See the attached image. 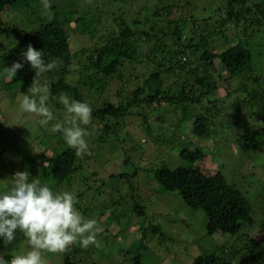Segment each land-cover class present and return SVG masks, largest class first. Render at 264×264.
<instances>
[{"label": "trees", "instance_id": "16d2710c", "mask_svg": "<svg viewBox=\"0 0 264 264\" xmlns=\"http://www.w3.org/2000/svg\"><path fill=\"white\" fill-rule=\"evenodd\" d=\"M49 3L51 7L45 10L42 0H0V52H3L0 75L4 87H18V92L24 94L29 87L43 82L49 89L48 105L58 113H65L58 99L62 93L87 102L92 107L91 122L99 124L94 129L99 139L120 128L122 122L130 125L131 117H137L139 129L151 130L153 125L155 130L159 129L157 125H161V121L156 118L151 122L144 107L152 110L167 103H187L186 114L177 124L186 123L194 137L207 139L215 130L221 132L215 128L219 114L246 105L253 123H241L239 128L244 133L236 136L234 142L245 153L264 145L261 139L264 135V70L258 72L253 66V51L259 40L264 51L261 38L256 37L258 32H264V0H49ZM8 8L34 14L36 20L31 19V25L35 28L10 23L1 15ZM99 8V17L88 20ZM103 18L107 21L103 27L106 29H101L98 36ZM75 26L83 36L80 42L74 41L77 43L72 42L71 29ZM91 37L96 40H90ZM90 41L92 46L87 48L85 45ZM29 44L43 52L46 64L55 62L52 70L37 78L35 70L21 56ZM197 54L200 57L194 60ZM15 62H23L24 67L14 78L6 79L7 68ZM35 78L36 84L33 83ZM116 79H121L125 87H119L117 92L122 95L127 91V97L119 103L106 100L94 104L92 96L107 92L108 85ZM0 87L4 89L2 84ZM218 90L220 95L216 94ZM228 90L231 91L227 93ZM238 113L236 109L234 116ZM242 117L246 119L247 115ZM237 120L240 119H234V124ZM89 125L82 127L88 130L92 127ZM163 134L159 131L158 141ZM54 136L63 139L61 133ZM6 138L0 131V141ZM2 150L4 145L0 146ZM56 151L49 150L51 155L46 156L49 173L56 184L70 182L80 166V156L68 146ZM180 156L187 165L172 168L162 163L154 168L155 181L166 192L177 191L189 207L203 210L207 234L235 236L244 224L254 225L252 205L246 195L220 171L210 174L199 166L210 157L203 147L184 148ZM130 158L127 156L125 163ZM134 210L140 215L138 218L145 217L142 204L137 203ZM110 229L112 226L105 227L96 239L104 241L103 235H109ZM159 231L158 226L145 227L140 236L144 240L148 232L152 235ZM251 238L252 241L247 238L236 243L249 250L264 243ZM5 243L0 241V253H7L2 251L1 245ZM86 251L88 247H81L77 241L58 253L64 257V264H80L83 258H88ZM236 252L222 247L196 257L192 264H233ZM12 256L7 253L5 259L10 260ZM132 262L142 264L140 255L134 256Z\"/></svg>", "mask_w": 264, "mask_h": 264}, {"label": "rangeland", "instance_id": "374dc122", "mask_svg": "<svg viewBox=\"0 0 264 264\" xmlns=\"http://www.w3.org/2000/svg\"><path fill=\"white\" fill-rule=\"evenodd\" d=\"M100 10L99 8L98 11H94L92 18L89 17L88 20L93 21L99 17ZM1 15L18 27L35 28L31 22L36 18L26 10L8 8ZM102 22L103 25L98 27V36L102 33L101 29H106L103 28L104 24H107L106 18H103ZM71 30L72 42H80L83 38L80 29L75 26ZM256 37L261 38L264 44V32H258ZM97 41L100 39L97 38ZM255 45L257 48L253 51L255 57L253 66L256 71L262 72L264 51L259 46L260 40ZM85 46L91 47L92 41ZM259 54L262 55L259 57ZM199 57L197 54L194 60ZM186 59L187 57L184 58L185 61ZM198 64H201L200 60ZM125 70L129 72L128 69ZM4 83L3 76L0 75V84L3 87ZM39 85L44 84L41 82ZM123 85L121 79H116L108 85L107 92L92 96L93 103L98 105L106 100L119 103L129 94L127 91H123L124 95L117 92ZM4 89L0 87L2 123L0 131L6 134L7 138L4 142L0 141V146L4 145V150L0 151V189L9 187L17 172L27 171L30 174V181L37 179L41 183H49L57 191H73L78 199L75 206L84 213L83 217L98 221V226L102 230L97 237L102 235L105 227L112 226L109 235H103L106 238L104 241L97 238L95 244L89 245L88 252L85 253V257L88 258H83L80 264H134L132 258L138 255L142 264H192L196 257L213 253L226 246L237 250L233 264H264V243L252 246L251 250L238 247L236 243L248 240L247 238L252 241L251 237L256 241H264V145L245 153L239 144L234 142L236 136L244 133V130L239 128L241 123L246 121L253 123L246 105L235 110L232 107L226 110L227 112L219 114L215 119L217 121L215 128L221 132L213 128L215 133L207 139L194 137L186 123L177 124L186 114L187 103H167L152 110L144 107L152 118L151 122L156 118L161 121V125H157L159 127L157 130L154 125L151 130L139 129V120L137 117L136 119L131 117L130 125L122 122L120 128L99 139L98 133L96 135L94 131L99 124L90 121L89 126L92 127H88L89 135L86 137L89 151L80 156V166L70 182L56 184L49 173L50 169L47 168L49 158L46 156L51 155L49 150L54 152L67 146L61 137L54 136L55 133L51 132L54 123L63 122L65 113L53 110V121L41 126L38 123L41 117L20 111L18 97L22 94L18 92L19 88ZM126 89L131 91L133 88ZM219 92L220 90L216 94L220 95ZM236 109L239 113L234 116ZM244 114L247 115L246 119L242 117ZM234 119L240 120L234 124ZM230 123L232 125H229ZM158 130L164 133L160 141L157 140ZM46 139L47 142H40ZM261 139H264V135ZM197 147H203L210 155L204 165L199 166H202L206 173L215 174L218 171L223 173L228 182L240 189L252 205L254 225L244 224L238 235L207 234L203 210L189 207L177 191L166 192L155 181L156 166L162 163L172 168L186 166L187 162L180 156L182 149ZM127 156L131 158L125 163ZM137 203L144 207L143 218L136 215L134 209ZM144 219L147 221L144 222ZM151 226H158L159 233L151 235V232H148V238L142 240L140 234L145 227ZM1 246L3 252L12 255L24 254L30 249L26 237L19 230L17 238L11 245L5 243ZM43 259L45 264H64V257L58 252H44Z\"/></svg>", "mask_w": 264, "mask_h": 264}, {"label": "clouds", "instance_id": "9594fccd", "mask_svg": "<svg viewBox=\"0 0 264 264\" xmlns=\"http://www.w3.org/2000/svg\"><path fill=\"white\" fill-rule=\"evenodd\" d=\"M42 2L45 10L51 7L49 0ZM21 56L35 70L36 78L55 67L54 61L46 64L43 52L31 44L22 50ZM23 67V62L13 63L7 68L5 78H14ZM58 99L65 115L62 123L52 125L51 132L61 133L66 145L74 149L77 156H82L89 151L86 141L89 132L82 125L90 123L92 107L87 102L74 100L63 93ZM48 100V86L36 84L18 97L19 109L41 117L38 123L45 126L54 119ZM29 177L27 171L17 172L11 185L0 189V241L11 245L19 230L30 245L26 253L14 255L10 260L5 259L7 253H0V264H45L44 252H63L77 241L83 248L95 244L96 235L102 229L97 220L82 216L75 206L78 203L75 193L57 191L49 183H41L37 179L30 181Z\"/></svg>", "mask_w": 264, "mask_h": 264}]
</instances>
